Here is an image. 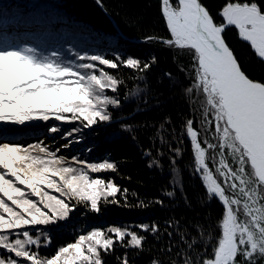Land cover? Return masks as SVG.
I'll use <instances>...</instances> for the list:
<instances>
[{
  "label": "snow or ice",
  "instance_id": "obj_1",
  "mask_svg": "<svg viewBox=\"0 0 264 264\" xmlns=\"http://www.w3.org/2000/svg\"><path fill=\"white\" fill-rule=\"evenodd\" d=\"M158 6L168 38L161 35L157 42L190 50L192 67L187 82L201 90L205 106L199 114V130L196 118L187 119L184 135L190 138L194 153L193 172L206 194L221 204L219 224L200 230L201 236L204 231L209 233L207 241L186 240L189 234L184 233L180 241L186 245L184 254L178 253L167 264H264V71L253 74L244 67L225 35L228 26L234 27L238 38L247 42L264 64V0H221L215 14L204 0H159ZM145 39L152 42L156 37ZM91 59L145 73L157 61L154 55L140 59L123 58V54L112 59L95 55ZM96 69L94 62L66 66L37 60L16 48L0 50V121L23 123L39 118L48 125L41 133L46 141L36 140L26 146L0 143V248L8 252V256L0 255V264H108L106 257L117 245L124 249L117 264H135L137 260L166 264L143 247L149 236L159 240L158 221L92 227L52 254H40V249L52 245L50 231L60 227L53 222L71 220L81 206L99 212L101 202L121 190L113 179L99 174L116 170V162L111 158L90 162L78 152L90 141L75 145L81 140L83 128L90 131L101 123H119L109 109L119 108L121 98L106 92L118 91L120 81L103 68L98 75ZM164 75L171 80L167 73ZM167 126L165 120L158 131L164 132ZM120 127L131 134L141 127L155 129L156 125L123 123ZM168 135L173 137L169 145L176 144L174 133ZM145 138L165 143L155 133ZM137 147L145 151L141 145ZM74 150L77 154H71ZM169 150L177 157L170 162L178 163L183 158L180 147ZM170 187L174 191H163V196L175 200V185ZM122 191L127 194L128 189ZM183 199L187 201L188 197ZM148 203L168 207L162 199ZM165 224L180 227L171 219ZM164 234L171 241V233ZM201 245L205 250L196 251ZM172 247L169 243L166 250ZM129 250H135L134 254L129 255Z\"/></svg>",
  "mask_w": 264,
  "mask_h": 264
},
{
  "label": "trees",
  "instance_id": "obj_2",
  "mask_svg": "<svg viewBox=\"0 0 264 264\" xmlns=\"http://www.w3.org/2000/svg\"><path fill=\"white\" fill-rule=\"evenodd\" d=\"M204 3L215 14L221 0H204ZM158 5L159 0H30L23 4L15 0H0V50L16 48L37 60H51L66 66L94 62L97 64L96 74L99 75V69L103 68L120 81L118 91L106 92L121 98L119 108L109 109L119 123H101L90 131L85 127L81 140L76 141L75 145L90 141L82 146L85 151L80 153L90 162H101L108 158L116 162V170H102L99 174L105 179H113L121 190L115 196H110L108 201H102L99 212L85 210L81 206L71 220L53 222L60 225L55 230L40 226L44 231H50L52 240L51 247L40 249L42 256L52 254L62 244L73 242L82 231L91 230L92 227L158 221L161 228L159 240L149 236L143 247L167 264L178 253L184 254L182 249L186 245L180 243L184 233L189 234L184 237L186 240L202 238L207 241L209 233L204 231L201 236L200 230L206 229L209 224H219L217 216L221 204L206 194L202 181L193 172L194 153L190 138L184 135L187 127L184 121L187 119L196 118L195 126L199 130V114L205 106L204 97L201 90L187 82L192 67L190 50L157 42L161 35L168 38L166 22L161 17ZM225 35L235 46L244 67L253 74L264 71V64L260 63L247 42L238 38L234 27L228 26ZM145 36L156 39L149 42ZM119 54H123V58L133 56L140 59L154 55L157 61L145 73L122 64L105 66L102 61L91 59L95 55L118 58ZM125 116L131 119H119ZM165 120L169 126L165 127L164 132L158 131ZM146 122L155 124L156 128L141 127L129 134L120 127L123 123L144 125ZM73 123L63 122L64 125ZM47 126V122L39 118L23 123L0 121V137H30L46 132ZM169 132L174 133L176 144L169 145L168 141L173 139ZM153 133L165 143L162 145L159 140L150 142L145 138ZM35 142L33 139L28 143ZM138 144L145 151H141ZM170 147L181 148L183 158L178 163L170 162L177 160ZM145 152L148 154L145 155ZM150 161L152 166H149ZM170 185H175V200L163 196V191H174ZM123 188L128 189L127 194L122 191ZM53 194L57 193L53 191ZM183 197H188L187 201ZM155 199H162L168 207L148 203ZM140 200L144 201L143 205ZM169 219L176 221L180 227L177 229L173 225L169 228L165 224ZM165 232L171 233V241ZM169 243L173 247L167 251ZM177 244L179 247L175 246ZM203 250V245L196 249ZM134 252L129 250L128 254ZM123 254L124 249L117 245L113 254L106 257L108 264H117ZM0 255L8 256V252L0 248ZM135 264H144V261L137 260Z\"/></svg>",
  "mask_w": 264,
  "mask_h": 264
},
{
  "label": "rangeland",
  "instance_id": "obj_3",
  "mask_svg": "<svg viewBox=\"0 0 264 264\" xmlns=\"http://www.w3.org/2000/svg\"><path fill=\"white\" fill-rule=\"evenodd\" d=\"M15 1H19L20 4H23V3H28L30 0H15ZM118 54V53H117ZM41 140V141H46V136L45 135H41V134H38V135H34V136H19L18 138H5V137H0V143H3V142H19V143H22L24 145H26L30 140ZM64 143H67V141H63ZM85 151V149L83 147H80L78 148V152L79 154L81 152ZM62 155H69V153L67 152H61ZM71 154H77V150H74L71 152Z\"/></svg>",
  "mask_w": 264,
  "mask_h": 264
}]
</instances>
